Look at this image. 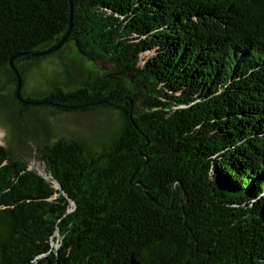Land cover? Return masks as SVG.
<instances>
[{
	"label": "trees",
	"instance_id": "obj_1",
	"mask_svg": "<svg viewBox=\"0 0 264 264\" xmlns=\"http://www.w3.org/2000/svg\"><path fill=\"white\" fill-rule=\"evenodd\" d=\"M73 3L0 0L11 103L20 117L116 110L121 126L100 149L48 124L29 151L0 145V264H264V0ZM72 12L69 42L30 56L62 41ZM70 43L66 90L26 96L23 63Z\"/></svg>",
	"mask_w": 264,
	"mask_h": 264
},
{
	"label": "rangeland",
	"instance_id": "obj_2",
	"mask_svg": "<svg viewBox=\"0 0 264 264\" xmlns=\"http://www.w3.org/2000/svg\"><path fill=\"white\" fill-rule=\"evenodd\" d=\"M154 55L155 53L144 54L141 66H144ZM76 61L80 63L81 56L75 45L70 43L64 51L50 55L39 62L23 63V68L27 70L23 88L25 95L42 98L59 85L65 89L68 82L66 72L70 69V64L73 65ZM85 66L90 71L101 70L103 74L113 70L110 61H98L97 64L85 61ZM11 102L12 88L8 83V77L5 73H0V145L13 146L16 152L19 151V146L15 145L16 137L25 141L24 149L27 151L29 148L26 142L39 145L38 140L44 141L46 138L43 136V128H40L44 124H48L60 137L80 139L95 149L108 145L121 126V116L116 110L102 109L97 113L83 114L59 112L53 107H39L20 117L17 116V110ZM28 160L30 169L41 174L45 172V164L39 161L35 154H32Z\"/></svg>",
	"mask_w": 264,
	"mask_h": 264
},
{
	"label": "water",
	"instance_id": "obj_3",
	"mask_svg": "<svg viewBox=\"0 0 264 264\" xmlns=\"http://www.w3.org/2000/svg\"><path fill=\"white\" fill-rule=\"evenodd\" d=\"M70 3H71L72 11H73L74 10L73 0H70ZM72 31H73V12H72V20H71V25H70L69 31L67 32V34L65 35V37L62 39V41L59 44H57L54 48H52V49H50V50H48V51H46L44 53H41V54H31L30 56H44V55H48V54H51L53 52H56V51L62 49L69 42V40L71 38V35H72ZM11 67L14 70V72L17 74L18 80L20 82V88H19V92H18V97L21 98L20 97V89H21V85H22V78H21V75H20L18 69L14 65V59L11 62ZM122 103H123V101L118 102V103H107V105L114 107V106H120ZM58 189L59 190H62V187H61V185L59 183H58ZM236 206H234V207H236ZM54 245H55V242H54Z\"/></svg>",
	"mask_w": 264,
	"mask_h": 264
},
{
	"label": "bare ground",
	"instance_id": "obj_4",
	"mask_svg": "<svg viewBox=\"0 0 264 264\" xmlns=\"http://www.w3.org/2000/svg\"><path fill=\"white\" fill-rule=\"evenodd\" d=\"M49 180L51 179L50 177H47Z\"/></svg>",
	"mask_w": 264,
	"mask_h": 264
}]
</instances>
